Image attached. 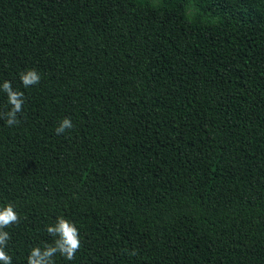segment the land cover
Here are the masks:
<instances>
[{
  "label": "trees",
  "instance_id": "1",
  "mask_svg": "<svg viewBox=\"0 0 264 264\" xmlns=\"http://www.w3.org/2000/svg\"><path fill=\"white\" fill-rule=\"evenodd\" d=\"M4 81L12 264L61 216L55 264H264V0H0Z\"/></svg>",
  "mask_w": 264,
  "mask_h": 264
},
{
  "label": "clouds",
  "instance_id": "2",
  "mask_svg": "<svg viewBox=\"0 0 264 264\" xmlns=\"http://www.w3.org/2000/svg\"><path fill=\"white\" fill-rule=\"evenodd\" d=\"M19 78L24 88L38 85L41 80L40 74L35 69L21 72ZM0 91L6 94L9 106L7 111L0 113V119H4L8 127L18 125V114L22 112L25 103L24 93L14 89L10 81H4L0 85ZM73 127L72 121L64 118L55 128V133L62 135ZM19 222L20 216L12 204L0 206V264H12V257L6 251L11 237L5 229L18 225ZM45 231L53 238L52 242L33 247L26 258V264H55L54 257L57 255L72 261L81 247L80 233L75 224L61 216L55 224L47 226Z\"/></svg>",
  "mask_w": 264,
  "mask_h": 264
}]
</instances>
